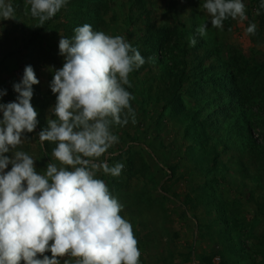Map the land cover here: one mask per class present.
Wrapping results in <instances>:
<instances>
[{"label": "rangeland", "instance_id": "obj_1", "mask_svg": "<svg viewBox=\"0 0 264 264\" xmlns=\"http://www.w3.org/2000/svg\"><path fill=\"white\" fill-rule=\"evenodd\" d=\"M7 2L16 19L0 20V90H6L0 103L15 100L13 83L31 65L39 80L32 85L30 101L38 124L19 147L38 158L36 170H44L55 146L47 141L41 146L37 134L47 126L49 108L56 102L49 87L53 77L49 67L63 65L64 58L58 54L61 35L71 38L74 28L89 24L93 31L123 36L146 61L129 75L132 87L127 90L135 97L130 103L136 123L113 129L119 143L109 149L115 155L108 163H122L121 175L98 176L123 205L120 214L132 225L140 264H264V10L255 15L260 0H242L247 20L229 18L223 30L209 22L204 37L196 32L208 21L200 9L204 0H67L44 29L32 26L37 21L26 0ZM142 6L145 10L139 13ZM143 16L162 32L188 30L199 38L200 52L211 51L207 62L235 75L251 98L244 112L247 134L230 128L227 135L214 137L212 129L219 128L216 120L223 121L230 100L219 85L212 87L219 81L196 80L201 87L193 88L185 75L176 89L178 96L163 107L162 87L151 83V77L159 74L157 64L162 58L164 66L172 67L168 57L172 47L176 51L177 46H185L177 36L173 46L156 43L160 35L144 44ZM250 23L257 25L255 35L245 32ZM207 90L214 105L206 100ZM219 100H225L222 112L200 115L197 104L215 111ZM10 169L9 164L5 171ZM44 255L51 257L50 252ZM59 259L61 264L64 259L74 264L71 258Z\"/></svg>", "mask_w": 264, "mask_h": 264}, {"label": "clouds", "instance_id": "obj_2", "mask_svg": "<svg viewBox=\"0 0 264 264\" xmlns=\"http://www.w3.org/2000/svg\"><path fill=\"white\" fill-rule=\"evenodd\" d=\"M66 3L26 0L37 21L32 26L42 27ZM200 9L208 15L196 29L200 37L207 35L209 22L223 30L229 18L247 20L242 0H204ZM261 10L264 0L255 15ZM8 19H16L15 10L0 0V20ZM256 29L250 23L245 32L255 35ZM73 31L71 38L59 39L62 67H49L56 102L49 108L47 126L37 135L41 146L46 141L55 146L42 172L34 164L38 158L19 147L38 124L30 101L32 85L39 80L31 65L13 83L15 100L0 103V264H61L63 257L74 264H140L132 225L120 214L123 205L98 174L122 173V163H108L115 155L109 149L119 143L113 129L136 123L130 103L135 97L127 90L132 87L129 75L146 61L123 36L93 31L89 24ZM196 42L188 38L189 47ZM5 94L0 90V96ZM9 164L11 169L5 171Z\"/></svg>", "mask_w": 264, "mask_h": 264}, {"label": "trees", "instance_id": "obj_3", "mask_svg": "<svg viewBox=\"0 0 264 264\" xmlns=\"http://www.w3.org/2000/svg\"><path fill=\"white\" fill-rule=\"evenodd\" d=\"M138 10L140 11L139 13H141L145 10V7H138ZM126 18L127 20L129 19L128 14L126 15ZM141 20L145 25V30H147L146 35L141 40L144 44L151 43L154 38L155 40H157L158 36L160 35L156 43H163L173 46V36H177L178 40L183 41L185 46L184 48L177 46L176 51H174V48L172 47L171 53L168 54L169 59H171L169 61L172 67L170 68V66H164L166 65V60L162 58L157 64L160 70L159 74L157 76L151 77V83H155L156 87H162L161 89L163 91L165 99L163 107H168L171 102L178 96V94L176 93V89H178V86L184 79L185 75H187L189 83L193 88L201 87L196 80L208 84H211L212 81H219L217 85H214L212 87L215 88L219 85L221 90L225 92V98H230V100L227 109L225 110L226 114L223 121L218 122L219 120H216L217 125H220L219 128L212 129L214 137H223L224 135H227L230 128L235 133L242 132L247 134V129L249 128V126L245 121L244 112L246 111L247 104H251V98L239 86L235 75H233V73L231 72L227 73L226 71H222L218 67H216L215 64H211V62L206 61L207 59H210L211 51L207 48H205L202 52L199 51L201 43L198 37L191 36L195 37L197 42L195 46L189 47L188 38L191 34H189L188 30L184 28H181L179 30H177L176 28H168L162 32L161 30H158L157 26L150 22V20L146 16H143ZM49 23L50 20L46 21L42 26V29L46 28ZM189 48H191L192 50L190 51ZM209 66L212 68L208 69ZM159 79L162 81H158ZM207 91L208 92H206L205 94L207 97L206 100L212 102L214 105V98L212 94H210L212 92H210L209 90ZM248 93L250 94V92ZM250 96L252 97L251 94ZM219 101L220 103H218V105L220 106H217L218 110L215 111L209 110L208 107L211 106H205L203 104V107L197 104V109L201 113L200 115H205L206 118L211 115V113L214 114L222 112L221 109H224L225 107V100ZM205 104L207 105V103ZM224 130L226 132H224ZM248 139L250 141L251 135H248ZM253 142L255 143V141Z\"/></svg>", "mask_w": 264, "mask_h": 264}]
</instances>
